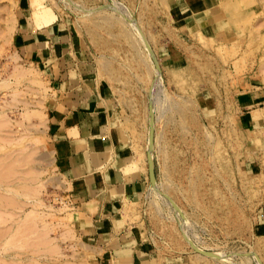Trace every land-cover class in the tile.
Listing matches in <instances>:
<instances>
[{"label": "rangeland", "instance_id": "1", "mask_svg": "<svg viewBox=\"0 0 264 264\" xmlns=\"http://www.w3.org/2000/svg\"><path fill=\"white\" fill-rule=\"evenodd\" d=\"M208 15L183 24L170 0H0V264H91L53 168L50 78L19 55L24 16L57 24L109 85L144 168L129 211L153 256L264 264V0H212Z\"/></svg>", "mask_w": 264, "mask_h": 264}, {"label": "crops", "instance_id": "2", "mask_svg": "<svg viewBox=\"0 0 264 264\" xmlns=\"http://www.w3.org/2000/svg\"><path fill=\"white\" fill-rule=\"evenodd\" d=\"M211 6L212 0H170L173 16L183 24L193 16L209 22ZM62 33L57 24L37 30L24 16L18 44L21 58L50 78L49 144L56 176L73 206V233L91 264H163L129 211L146 178L144 168L135 177L124 173L137 149L121 127L122 114L85 48Z\"/></svg>", "mask_w": 264, "mask_h": 264}, {"label": "bare ground", "instance_id": "3", "mask_svg": "<svg viewBox=\"0 0 264 264\" xmlns=\"http://www.w3.org/2000/svg\"><path fill=\"white\" fill-rule=\"evenodd\" d=\"M42 11V10H41ZM43 11L45 12V13H47L48 12V10H46V9H43ZM186 13V12H185ZM193 13V12H192ZM37 15V14H36ZM193 16V15H192ZM44 21H43V24H46V25H49L50 26V23L52 22V17L50 18V19H48V17H46V18H44L43 19ZM29 71V70H28ZM23 73L21 74L20 73V75H19V73H17V75H18V78H23V77H25V76H27V74L28 73H26L25 71H22ZM29 75V74H28ZM2 85V84H1ZM0 85V87H2ZM6 86V85H5ZM4 85H3V87H5ZM8 87H9V85H8ZM14 94H17V93H14ZM16 97H19V95H17ZM15 97V98H16ZM23 97V96H22ZM28 129H29V127H27ZM53 153V152H52ZM127 168L125 169V172L124 173H126V175L128 176V177H130V176H133V177H135L136 176V172H137V168L135 167V165H132V164H130V165H128V166H126ZM104 168V167H103ZM121 173V172H120ZM123 173V174H124ZM112 190V189H111ZM176 206V205H175ZM205 255H207L208 257L209 256H212V257H217V256H219V254L218 253H211V252H209V253H205Z\"/></svg>", "mask_w": 264, "mask_h": 264}, {"label": "water", "instance_id": "4", "mask_svg": "<svg viewBox=\"0 0 264 264\" xmlns=\"http://www.w3.org/2000/svg\"><path fill=\"white\" fill-rule=\"evenodd\" d=\"M153 119V118H152ZM154 129H152V132H151V139L153 138V134H154ZM152 161V160H151ZM149 167H150V174L151 176L153 177L155 175V170H154V164L153 162H151V164H149ZM155 178V177H154Z\"/></svg>", "mask_w": 264, "mask_h": 264}]
</instances>
